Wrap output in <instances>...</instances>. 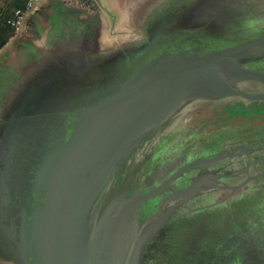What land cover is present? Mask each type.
<instances>
[{
    "label": "water",
    "instance_id": "1",
    "mask_svg": "<svg viewBox=\"0 0 264 264\" xmlns=\"http://www.w3.org/2000/svg\"><path fill=\"white\" fill-rule=\"evenodd\" d=\"M213 2L140 4L127 19L136 38L101 46L92 27L96 41L71 51L69 64L40 54L27 76L46 60L63 68L35 106L23 109L25 129L1 140L0 264H143L145 251L187 202L264 179L258 170L233 185L217 183L219 176L208 180L209 166L226 160L223 150L188 168L198 173L186 188L163 197L180 170L142 191L156 147L185 118L233 100L243 110L264 104V73L249 68L264 63V28L256 38L205 53L199 46L209 44L199 36L217 21ZM241 5L247 16L259 15L255 4ZM64 95L85 105L66 114L54 105ZM160 198L155 211L140 214Z\"/></svg>",
    "mask_w": 264,
    "mask_h": 264
},
{
    "label": "rangeland",
    "instance_id": "2",
    "mask_svg": "<svg viewBox=\"0 0 264 264\" xmlns=\"http://www.w3.org/2000/svg\"><path fill=\"white\" fill-rule=\"evenodd\" d=\"M13 0H0V15L3 14V10L11 4ZM62 4L67 12L62 17V25L57 27L60 34L49 35L47 24V16H39L38 28L41 30V39L35 34L27 33V37L24 35V42H36L39 46L36 50V55L31 54L26 48H15L8 53V56L0 64V88L7 89L9 84L13 81L20 82V78L27 76L31 67L37 62L38 57L56 55L61 56L67 52L77 51L76 49L83 46L85 41H96L97 35L92 34L91 28H97L99 35L98 40L101 42V46L106 44L110 45L122 40L124 37L129 38V31L127 29V19L132 7L146 6L149 1L156 0H58ZM239 1V2H238ZM250 1V2H249ZM245 5L255 4V11L264 19V0H236L233 4ZM253 2V3H252ZM211 5L212 14L220 11V8L225 4L224 0H216ZM249 3V5H248ZM241 6V5H239ZM144 8L142 7V12ZM16 10L13 11V13ZM10 12V11H8ZM250 12V11H249ZM210 14V13H209ZM250 14V13H249ZM248 14L239 11L238 13V25H247L254 23L248 19ZM258 15V16H259ZM13 16V15H12ZM215 16V15H212ZM216 17V16H215ZM215 19V18H214ZM223 19V18H221ZM4 20V18H3ZM94 20V22H93ZM138 18L134 19L133 26L136 25ZM221 21L222 20H217ZM27 22V21H26ZM28 29V23H25ZM255 24V23H254ZM9 25V24H8ZM29 28L32 30V26L29 24ZM42 28V29H41ZM27 31V30H26ZM222 30H207L205 37L207 38V44H209L208 50L216 51L220 47H228L233 41H239V39H246V35L241 37L236 36H223ZM13 36L16 35V31L13 30ZM32 34V35H31ZM258 34V33H257ZM35 35V36H33ZM256 36V35H255ZM89 37V39H88ZM213 37V39H211ZM22 38H16L15 41L22 40ZM38 38V39H37ZM210 48V49H209ZM2 49V48H1ZM12 49V48H11ZM255 68L259 72L264 73V64L255 65ZM4 69V70H3ZM7 79V77H9ZM2 81V82H1ZM236 101H229L221 106L214 107L213 110L208 109V117L217 115H226L230 112V109L237 107ZM241 107V106H239ZM258 109V110H257ZM241 110V109H240ZM243 110V107H242ZM240 115V118H229L224 122H209V126H202L200 128L202 135L210 136L212 130L216 128L225 127L227 122L234 123L237 126L244 128L258 130L264 128V104L261 107L253 105L246 107ZM252 110V112H250ZM260 113L258 117L255 115ZM243 114V115H242ZM199 114H192L188 116L183 123V127L194 126V122L204 117H197ZM206 115V114H205ZM246 117V118H241ZM226 121V122H225ZM200 133V135H201ZM192 135L199 137V133L195 132ZM186 139L187 137H183ZM215 153L209 155H202L197 160L204 161L211 157L217 156ZM175 169L170 170L166 176L172 173ZM219 196H210L202 198L195 203L197 205H206L211 202L216 203L213 207L217 210L206 208V212L203 215L196 217V219H204L208 229L204 228L199 231V235H202L201 239L197 243L199 252L193 260V264H264V186L261 188H249L241 190L236 199L238 205L236 209L225 208L222 211V200ZM202 200V201H201ZM219 205V206H218ZM238 207V208H237ZM212 208V207H211ZM182 211V210H181ZM217 222H214L216 221ZM196 236L198 234L196 233ZM188 241L187 247H190L194 242ZM198 241V240H197ZM196 241V242H197ZM186 242V241H185ZM186 246V245H185Z\"/></svg>",
    "mask_w": 264,
    "mask_h": 264
},
{
    "label": "flooded vegetation",
    "instance_id": "3",
    "mask_svg": "<svg viewBox=\"0 0 264 264\" xmlns=\"http://www.w3.org/2000/svg\"><path fill=\"white\" fill-rule=\"evenodd\" d=\"M225 2H228L227 4H225L227 5L225 7L230 6V9L232 11L230 19L232 20V22L234 20L237 21L240 7L243 6L241 5L242 3L233 4L231 3L233 2L231 0H226ZM152 3V1L147 2L145 9L150 7ZM248 19L251 22L253 21L254 23H256L257 26H261L259 21H261L264 25V19H262L258 15L255 16V18L248 16ZM92 30V34L95 35L96 31L94 32V30ZM89 50L86 53H89ZM91 50L95 51L94 48H92ZM32 54L36 55V52H33ZM69 54H71V52L65 53L66 56ZM55 62L44 66L42 70L32 71L29 75V78L23 77L24 80H20L19 83L22 82L25 85L27 82L30 83L33 80L38 79L39 75H41L43 72L46 73L50 71L51 68L54 66ZM255 65L250 66L249 68L256 69ZM43 83H38L37 85H40L39 87H37L36 91L33 93L26 94L24 100L21 102L20 100L17 101V99H15L14 97L15 94L23 93L20 91L15 93V89L17 87L13 88L12 90H10V88H8V90L0 88V145L1 140L7 134V132L14 134L17 133V135H19L18 131L22 132L25 129L26 120L22 118L24 112L23 109H30L31 106H35L36 97L39 96L42 93V90L45 88V85ZM10 86L11 83L8 87ZM84 105L85 102L83 100H73L70 103L66 114L71 115V113H74L76 110H78V108H81ZM261 105H259L258 107H261ZM253 107L255 110V106ZM213 109L214 108H212L211 110ZM240 109L242 110V107H239L237 105V107L235 106L234 109H230V112L226 113V115L224 116L217 115L211 117H208L207 115L208 109H204L199 112V115L197 116L199 118H204L195 121L193 123V127L187 126V124L183 127L184 120L186 119L185 118L169 134V137L162 139L161 144H159L158 152L154 155L152 162L150 163L148 168L149 171L145 174V181L142 186V191L146 192L160 187L165 182V180L163 179L166 177L167 173L170 170L176 169L187 163L191 164L189 167L182 169L185 173L187 172L188 168L194 165V163L200 161L197 160L200 156L209 155L210 153L217 154V152L219 154L223 150L225 157L227 158L226 160H223L218 164H213L209 166V170L207 172V174L209 175L208 180L213 179L215 176H219L217 179L226 180L238 175H255L258 170H264V128L254 131L253 129H243L242 126H237L234 123L229 124L227 122L225 127L216 128V130H212L213 133H211L210 136H205L201 133L200 128L202 126H209V122H224V120L227 121V119L229 120V118H240L237 116L242 113ZM259 114L260 113H257L255 116L258 117L260 116ZM195 132L199 133V137H194V135H192ZM183 137L187 138L184 139ZM215 157L216 156L211 157L207 160L213 159ZM231 163L232 165H230ZM224 166H227V169H225ZM244 167L248 169L247 172L243 171L242 173H238L242 171V168ZM219 169L222 171L220 172ZM229 170H231V172H234L232 176L229 175ZM197 173L198 169L195 168L190 171L187 175H185L179 183L180 187L185 188L188 185L192 184L193 178L197 175ZM263 186L264 179H261L247 187L262 188ZM246 188L242 190H245ZM176 190L177 189H173L172 187H170L165 194L168 195L174 193ZM240 191H237L236 193L231 195L229 193L224 192L214 193L189 201L176 212L175 216L169 220L165 228L158 233L153 242V245L149 248V250L145 251L144 253V263L146 262L145 264H151L153 261L156 262V264H193L192 262L199 252L198 250H196L198 249L197 243L202 237V235H199V231L207 227V222L205 223V218L198 220L196 219V217L205 214L206 212L204 211H206V208H208V210L218 209L213 207L216 203L211 204L210 202L206 205H197L195 202L202 198H207L210 196H219L221 198L220 200L223 201L222 208H220L221 214H219L221 216L222 211L225 208L229 210L230 208L236 209L235 206L238 205L236 197L240 193ZM161 199L162 198H160L159 201ZM154 201L155 199L153 201H147L144 205H142L140 207V214L143 216H147L151 212L155 211L158 205L157 202L153 205ZM214 222H217V220ZM206 229H208V227ZM196 233L198 234V236H196ZM193 239L195 241L191 244L190 247H187V242L193 241Z\"/></svg>",
    "mask_w": 264,
    "mask_h": 264
},
{
    "label": "bare ground",
    "instance_id": "4",
    "mask_svg": "<svg viewBox=\"0 0 264 264\" xmlns=\"http://www.w3.org/2000/svg\"><path fill=\"white\" fill-rule=\"evenodd\" d=\"M225 11V12H224ZM231 13H232V11H231V9H230V6L229 7H225L224 6V8H222L220 11H217V12H215V14H213V15H215V16H212L211 17V19H217V20H222L223 22H221V21H216V23H215V25H209V26H207L206 28H205V30H206V32H207V30H209V31H213V30H222L221 32L223 33V36H236V37H241L243 34L244 35H246V39H243V40H241V39H239V41L237 40V41H233L234 42V44H238V43H240V42H244V41H246V40H249V39H253V38H256V37H258L259 36V33H261L260 31H262V29H263V27H264V25H263V23L261 22V21H259L260 22V24H261V26H257V24L255 23V24H253L252 22V24H247V25H238V21H236V20H234L233 22H232V20L230 19L231 17H230V15H231ZM221 18H223V19H221ZM212 21V20H211ZM130 22V21H129ZM128 25V24H127ZM128 27V26H127ZM126 30H128L129 31V39H131V38H136L137 37V34H138V31H137V29H134V28H131V29H126ZM204 30V31H205ZM258 33V34H257ZM205 34L206 33H204V36L202 37V36H199V39H202V40H205V41H207V38L205 37ZM256 35V36H255ZM211 39H213V37L211 38ZM233 43L231 44V45H234ZM199 49L200 50H206L205 51V53H207V52H212V51H210V50H208V48L206 47V46H199ZM210 49V48H209ZM215 51V50H214ZM213 51V52H214ZM79 52H82V49L81 50H79ZM80 54H82V53H80ZM69 56H71V54H69V55H64L63 57V59H64V61H65V64H69L70 62H67V58H69ZM184 59H186V58H184ZM48 64H52L51 62H48V60H46V61H44V66H46V65H48ZM63 67H60V68H58L57 66H54V67H52L51 68V70H50V72L48 71V72H46V73H42L41 75H39V78L38 79H36V80H33L32 82H27L25 85H24V83H17L16 81H14L13 83H12V85H11V87H10V90H12L13 88H16L15 90V93H17V92H23V93H20V94H15L14 95V97H15V99H17V101L18 100H20V102L21 101H23L24 100V98H25V95L26 94H29V93H33V92H35L36 91V89H37V87H39V85L40 84H42L43 82V84L45 85V88L42 90V93L45 91V89H46V87H48V85L50 84V82L52 81V78H53V75H55L58 71H60L61 69H62ZM38 70H42L43 68H40V67H38L37 68ZM49 70V69H48ZM25 78H29V76H27V77H25ZM21 80L23 79V77L22 78H20ZM24 80V79H23ZM27 80H29V79H27ZM38 83H40L39 85H37ZM28 84V85H27ZM67 96L68 95H64V97L63 98H57L58 99V101H56V102H54V105L56 106V108H61V109H68V107L70 106V103H69V101H68V99H67ZM13 97V98H14ZM74 98H76V96L74 97ZM37 99V98H36ZM60 99H63V101H59ZM71 99H73L72 97H71ZM6 102H8V101H6ZM9 102H11V101H9ZM204 110V109H203ZM170 134V133H169ZM169 134L167 135V137H169ZM167 137H165V138H167ZM164 138V139H165ZM161 142H162V140L160 141V144H161ZM159 146V145H158ZM158 146L156 147V152L154 153V154H152V157H151V160H150V163L152 162V159H153V157H154V155L158 152ZM196 163H198V162H196ZM191 164H189V163H187V164H184V165H182V166H180V167H178V168H176L172 173H170L168 176H166L163 180H165V181H167V180H169L170 179V177H173L174 175H176L180 170H182L183 168H186V167H189ZM149 171V169L147 168V170H146V173ZM192 171V170H191ZM190 171H188V172H185V173H182V175L175 181V183H173V185L171 186L173 189H177L176 191H179V190H182V189H184V188H181L180 187V181L182 180V178L185 176V175H187L188 173H189ZM245 174H247V173H245ZM257 174V173H256ZM255 174V175H256ZM255 175H242V176H240V175H238V176H235V177H232V178H229V179H226V180H221V179H217L216 181H217V183H223V182H226V183H228V184H232L233 185V183H235L236 181H238V180H243V179H245V177H247V176H255ZM145 181V180H144ZM255 182H257V181H254V182H251V183H249L248 185H246L245 187H243L242 189H244V188H246L247 186H250L251 184H253V183H255ZM143 184H144V182H143ZM143 186V185H142ZM186 188V187H185ZM242 189H240V190H242ZM240 190H238V191H240ZM175 191V192H176ZM214 193H222V192H211V193H208L207 195H209V194H214ZM224 193H229V192H224ZM236 193V192H235ZM230 195L231 194H234V193H229ZM207 195H205V196H207ZM166 196V194L165 195H163V197H165ZM202 197V196H201ZM197 198H199V197H197ZM197 198H195V199H197ZM194 200V199H193ZM161 201V200H160ZM192 201V200H191ZM157 203L159 204V200L157 201ZM188 203V202H187ZM186 203V204H187ZM157 204V205H158ZM169 222V221H168ZM167 222V223H168ZM167 223L165 224V226L167 225ZM165 226L163 227V229L165 228ZM162 230V229H161ZM146 263V262H145ZM144 263V264H145ZM156 264V262H153L152 261V263L151 264Z\"/></svg>",
    "mask_w": 264,
    "mask_h": 264
},
{
    "label": "crops",
    "instance_id": "5",
    "mask_svg": "<svg viewBox=\"0 0 264 264\" xmlns=\"http://www.w3.org/2000/svg\"><path fill=\"white\" fill-rule=\"evenodd\" d=\"M28 0H13L11 6L8 8H5L3 11V18L8 20L7 22L9 23L12 19L13 11L18 10V9H24ZM64 6L60 4L58 0H33L32 8L28 12L27 18H26V23H28V29L26 27V24L22 30H18L16 32V35L12 37L7 36L8 42L7 44L0 49V64L6 60L5 58L8 56V53H11L10 51L14 50L15 48H26L31 54L36 52L38 49V45L36 42H24V38L22 36H28L27 33L30 32L32 34H35L37 37L41 35V30L38 28V18L39 16H47V26L49 35L52 34H60L59 30H57V27L62 25V17L65 15L67 10L63 8ZM10 11V12H8ZM29 24L32 26V30L29 28ZM42 29V28H41ZM27 30V31H26ZM31 34V35H32ZM33 35V36H35ZM22 38V40L15 41L16 38ZM38 39V38H37ZM41 37H39V40ZM12 48V49H11ZM4 70V69H3ZM7 77V79H9ZM2 82V81H1Z\"/></svg>",
    "mask_w": 264,
    "mask_h": 264
},
{
    "label": "built area",
    "instance_id": "6",
    "mask_svg": "<svg viewBox=\"0 0 264 264\" xmlns=\"http://www.w3.org/2000/svg\"><path fill=\"white\" fill-rule=\"evenodd\" d=\"M33 0H28L24 9H18L13 13L11 21L8 23L10 28L16 32L22 30L25 26V21L28 12L32 8Z\"/></svg>",
    "mask_w": 264,
    "mask_h": 264
},
{
    "label": "trees",
    "instance_id": "7",
    "mask_svg": "<svg viewBox=\"0 0 264 264\" xmlns=\"http://www.w3.org/2000/svg\"><path fill=\"white\" fill-rule=\"evenodd\" d=\"M7 21L8 20H6L5 18L3 20V14H1L0 15V49L3 48L7 44L8 42L7 36L12 37V34H14L13 30L10 28Z\"/></svg>",
    "mask_w": 264,
    "mask_h": 264
}]
</instances>
